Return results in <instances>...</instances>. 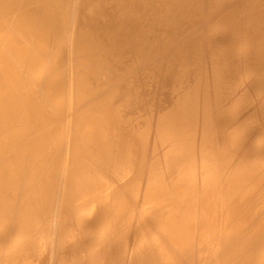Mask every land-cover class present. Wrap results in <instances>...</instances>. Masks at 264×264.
I'll return each mask as SVG.
<instances>
[{
  "label": "bare ground",
  "instance_id": "6f19581e",
  "mask_svg": "<svg viewBox=\"0 0 264 264\" xmlns=\"http://www.w3.org/2000/svg\"><path fill=\"white\" fill-rule=\"evenodd\" d=\"M0 264H264V0H0Z\"/></svg>",
  "mask_w": 264,
  "mask_h": 264
}]
</instances>
